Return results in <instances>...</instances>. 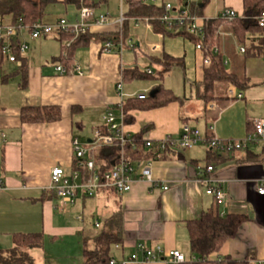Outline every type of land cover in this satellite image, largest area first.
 <instances>
[{
	"label": "crops",
	"instance_id": "1",
	"mask_svg": "<svg viewBox=\"0 0 264 264\" xmlns=\"http://www.w3.org/2000/svg\"><path fill=\"white\" fill-rule=\"evenodd\" d=\"M144 2L171 3L175 9L185 7L210 20L225 7L234 8L243 15L244 7L243 0ZM199 4L201 12L196 8ZM88 6L95 7L97 14H108L112 23L93 27L89 33L92 40L79 47L70 62L66 54L71 41L67 36L32 39L29 32H25L20 37L30 46L23 58L26 75L19 72L22 65L7 59L0 67V250L13 247L15 233H42V247L46 243L68 242L76 249L80 247L78 259L83 262L84 242L88 246L97 234L87 227L86 210L93 218L101 217L93 220L95 228H101L108 217L120 210L123 242L114 246L110 257L127 264H172L163 255L157 260L144 261V253L137 248L143 243L150 249L158 246L167 252L176 249L187 259H193L186 222L216 205L215 197L196 182L201 176L211 175L226 195L225 203L219 205L221 214H244L249 219L237 236L227 240L220 251L210 255V259L230 256L241 261L250 256L256 264L264 262V195L255 190V183L264 179V152L258 147L231 153L210 150L202 143L185 150L170 148L161 159L152 163L154 177L161 184H168V190L152 189L149 182L137 176L130 192L119 195L112 190H101L94 197H79L74 205L65 208L57 195L49 190L54 167L61 166L67 172L74 167L72 141L75 138L92 148L91 154L96 159L100 146L93 143L94 134L98 130L109 132L105 121L107 112L114 110L118 114L126 99L146 96L159 84L166 87L165 76L174 67L189 68L191 59L186 41L196 44L189 36L169 39L167 36L174 35L156 33L151 25L140 23L136 26L133 18L125 15L127 0H90ZM81 7L74 2L58 0L46 7L40 20L55 23L66 18L76 22ZM57 12L59 16L55 15ZM121 15L125 17L122 28L116 23ZM222 28L228 35L221 36L218 45L224 59L231 58L229 71L241 80L249 78L255 84L240 90L230 83L216 82L205 100L203 79L206 68L202 66V52L195 49L194 82L185 71V81L191 85L190 96L184 87L183 95H176L179 99L165 107L130 111L133 121H124L127 133L159 140L168 135L176 136L182 123L188 122L204 136L239 139L252 129L251 118H264V58L241 52L239 48L243 44L237 35L224 26ZM109 34L114 35V39L122 34L135 47L126 45L122 54L117 47L104 52L102 37ZM153 45L155 51L151 50ZM179 45L183 51H177ZM165 56L178 58L179 63L158 80L156 77L164 67ZM141 60L145 61L143 65L139 64ZM59 65L66 67V72H60ZM135 66L144 71L152 70L149 74L155 79L124 80V70ZM136 80L152 83L131 89ZM239 94L242 96L238 97ZM43 106L60 107L62 118L40 123L21 120L22 108ZM228 110L231 111L229 115ZM145 150L152 148L145 147ZM208 166L214 168L211 173L206 171ZM70 253L68 256L72 257ZM133 254L137 255V260H130Z\"/></svg>",
	"mask_w": 264,
	"mask_h": 264
},
{
	"label": "built area",
	"instance_id": "2",
	"mask_svg": "<svg viewBox=\"0 0 264 264\" xmlns=\"http://www.w3.org/2000/svg\"><path fill=\"white\" fill-rule=\"evenodd\" d=\"M174 9L171 3H166L164 14L160 20L170 31H184L197 38L196 48L203 54L202 66L209 68L213 61L212 53L221 52L220 46L216 43L214 44L213 40L218 41L221 36L228 35V31L219 26L213 27V32L210 33V19L197 16L185 7ZM241 17L243 15L236 9L225 7L214 19L233 21ZM124 20L125 17L121 15L119 20L116 21L120 28L123 27ZM133 20L136 26H139L140 23H145L147 26L151 25L149 18H133ZM257 20L259 26L264 28V11L257 17ZM111 23L112 20L108 14H97L95 7L86 5L81 7L79 20L76 22H69L66 18H62L55 23H45L37 20L31 24H26L22 21L15 22L12 14H6L0 18V49L8 61L21 66L23 58L28 53L30 47L27 42L21 40L20 36L25 32H29L32 39L46 38L64 33L71 34L73 38H77L90 33L93 27H103ZM128 44L131 47H135V44L131 40L126 41L121 34L118 39L105 40L103 51L111 52L117 47L119 53L122 54ZM239 49L243 53L246 52V47L243 45ZM151 50L155 51L156 46L153 45ZM230 62L231 58L226 57L225 64L228 65ZM57 69L60 72H66V67L62 65H59ZM148 73H152V70L149 69ZM119 88L122 90L121 82ZM241 96V94L238 95V97ZM105 121L109 132L96 131L93 143L101 147L112 146L119 142L122 149L121 156L119 160L112 162L108 170H102L96 164V160L91 154L92 148L84 146L78 138H75L72 141L75 154V165L72 170L67 172L61 166H56L51 170L49 190L57 195L63 208L74 205L79 197H94L101 190H112L119 195L130 192L137 176L149 182L152 189L161 187L164 190H168L170 188L169 185L165 183L161 184L154 177L152 168L153 161L161 159L168 148L185 150L202 143L206 144L210 150L224 153L249 150L253 147H258L264 152V118H251L250 124L252 130L242 139H222L216 136L207 137L198 128L191 126L188 122H183L180 132L176 136L168 135L159 140L143 137L144 146L152 148L154 155L152 159H144L135 164L124 153V146L126 144H129L132 149H136L138 142L134 135L124 130L125 113L123 106L118 114L114 110H109L105 116ZM213 169V166H208L206 171L211 173ZM196 182L204 186L205 192L214 196L219 205L225 203V192L216 184V179L213 176H201L196 179ZM1 186L2 183L0 181ZM255 190L264 195V179L255 183ZM96 226H99V224L97 223ZM137 248L144 253V261L146 262L160 259L162 255L166 256L172 264L183 263L187 260L186 256L176 249L168 252L161 246L150 249L143 243H139ZM130 260H137V255L133 254ZM257 263L264 264L263 261H258ZM110 264H127V262H118L111 256Z\"/></svg>",
	"mask_w": 264,
	"mask_h": 264
},
{
	"label": "trees",
	"instance_id": "3",
	"mask_svg": "<svg viewBox=\"0 0 264 264\" xmlns=\"http://www.w3.org/2000/svg\"><path fill=\"white\" fill-rule=\"evenodd\" d=\"M74 2L79 7L90 5V0H66ZM58 0H0V18L6 14H12L15 22L22 21L31 24L40 20L45 13L48 5L57 3ZM128 11L125 12L127 18H149L150 24L156 33L189 36L197 42V38L187 34L184 31H170L160 20L164 14L165 5L157 3H145L144 0H127ZM203 4H206L204 1ZM243 17L236 18L233 21L209 20L210 33L213 27L224 26L234 32L241 44L246 45V55L264 58V28L258 24L257 17L264 11V0H243ZM201 4L198 10L201 12ZM70 39L67 47L68 62L73 59L74 52L82 46L90 43L92 34H85L73 38L71 34L64 33ZM114 35L103 36V40L114 39ZM213 43L218 44L217 40ZM212 64L206 68L203 86V96L208 100V94L214 90L216 82H226L235 85L240 90L248 89L255 83L249 78L241 80L235 73L230 72L228 65L225 64L222 52L212 53ZM164 67L156 77L162 80L164 73L170 71L174 65L179 63L178 58L165 56ZM0 49V67L5 62ZM19 72L26 75V64L23 63ZM124 80L132 81L134 79H155L148 71H144L138 66L124 70ZM7 76H4V78ZM155 91L154 93H152ZM172 90L164 87L162 84L156 86L149 94L142 97H130L126 99L123 105V111L126 114L125 121H133L129 112L132 110H151L161 108L178 100ZM76 108H74V111ZM62 118L61 108L58 106L43 107H24L21 111V120L24 123L54 122ZM252 129H250L251 131ZM137 138V148L132 149L129 144L124 146V153L132 161H141L145 158H152L154 150H145L141 134H135ZM170 150L169 148L166 150ZM121 146L119 142L112 146H101L96 151V164L102 170H108L115 160L121 156ZM252 154L251 151L248 152ZM164 156V154H163ZM162 156V157H163ZM249 217L244 214H226L222 215L219 204L203 212L198 218L190 219L186 222L191 253L196 259H187L186 262L177 264H256L255 260L248 256L245 260H235L230 256H225L218 260H211L210 255L220 251L224 243L235 238L242 227L248 221ZM123 214L118 210L108 217L103 226L93 237L96 247L89 248L84 242V259L81 264H110V254L115 245L123 242ZM14 245L7 250H0V264H32L27 248L40 247L43 245L42 233H15L13 234Z\"/></svg>",
	"mask_w": 264,
	"mask_h": 264
},
{
	"label": "rangeland",
	"instance_id": "4",
	"mask_svg": "<svg viewBox=\"0 0 264 264\" xmlns=\"http://www.w3.org/2000/svg\"><path fill=\"white\" fill-rule=\"evenodd\" d=\"M161 1V0H158ZM119 5V4H117ZM59 16L58 12L55 14ZM169 39L172 37L175 38H183L181 35H174V36H167ZM179 40V39H178ZM182 42V41H181ZM187 48L189 49V58L191 59L190 65L188 66V69H184L181 66L174 67L166 76L164 80V84L166 87H170L174 92V95H183L186 87V93L188 96L191 94V85L189 81H185V71L187 73L188 78L194 82L193 77V69L195 65V49L196 44L191 43L189 40L186 41ZM182 44V43H181ZM142 48H144L142 46ZM193 48V49H192ZM177 51H183L182 45H179ZM139 56L142 57V54L139 53ZM145 61L139 62L140 65H143ZM154 67H157L156 65H153ZM152 83V82H151ZM149 81L146 80H136L133 81L131 89H137L136 87H140L142 85H150ZM127 87H125V91ZM230 110H228V115L230 114ZM254 118V117H253ZM234 128H237L236 125H234ZM244 137V136H243ZM243 137H239V139H242ZM91 208V207H88ZM89 212L86 210V221H87V227L93 232H98L100 228H95L93 226V220L100 219V216H97V218H93L94 216H90L91 214H88ZM89 248L94 249L96 247L95 242L93 240L90 241L88 244ZM35 248V247H34ZM26 252L29 254L31 258L32 264H81L82 262L80 259H78L80 253V247L76 249L75 246L70 245L68 242L64 244H51L46 243L44 247H37V249L33 248H27ZM72 252V253H70ZM70 253L71 256H68ZM79 254V255H78Z\"/></svg>",
	"mask_w": 264,
	"mask_h": 264
},
{
	"label": "water",
	"instance_id": "5",
	"mask_svg": "<svg viewBox=\"0 0 264 264\" xmlns=\"http://www.w3.org/2000/svg\"><path fill=\"white\" fill-rule=\"evenodd\" d=\"M155 91H153L152 93H154Z\"/></svg>",
	"mask_w": 264,
	"mask_h": 264
}]
</instances>
